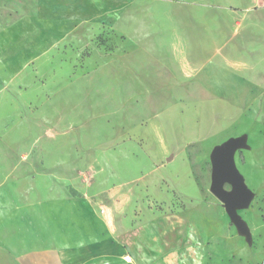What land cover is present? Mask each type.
<instances>
[{"label": "rangeland", "instance_id": "obj_1", "mask_svg": "<svg viewBox=\"0 0 264 264\" xmlns=\"http://www.w3.org/2000/svg\"><path fill=\"white\" fill-rule=\"evenodd\" d=\"M33 1L0 0V147L18 149L13 161L26 151L31 173L39 170L40 147H58L55 155L69 163L59 174L74 178L70 192L78 206L86 190L98 215L101 204L112 209L110 224L119 230L109 235L127 248L147 218L191 202L203 205L198 184L221 203L209 190L210 152L244 136L234 161L252 192L237 209L249 234L239 232L221 203L227 220L210 241L205 264H264V119H247L243 103L237 119L223 118L229 105L204 95L197 83L134 82L131 61L128 69L120 51L107 50L116 40L107 43L104 34L80 39L69 23H37ZM219 87L228 97V83ZM244 89L234 98L243 100ZM5 154L0 148V161ZM88 242L78 231L63 264H113L117 247L88 252Z\"/></svg>", "mask_w": 264, "mask_h": 264}, {"label": "crops", "instance_id": "obj_2", "mask_svg": "<svg viewBox=\"0 0 264 264\" xmlns=\"http://www.w3.org/2000/svg\"><path fill=\"white\" fill-rule=\"evenodd\" d=\"M31 3L37 23H69L80 39L104 34L107 43L116 40L107 50L120 51L128 69L131 61L137 72L134 82L197 83L204 95L218 96L219 104L229 105L222 108L223 118L237 119V104L243 103L247 119H264V0ZM221 83H228V97L217 91ZM238 87L245 88L243 100L234 98ZM0 148L6 153L0 161V172H5L0 175V264H63V256L71 254L65 248L75 242L78 231L90 241L88 252L117 247L113 264H205L209 243L220 236L227 220L221 203L196 182L203 205L191 202L147 218L127 248H121L109 235L111 229L119 230L117 222L110 224L112 209L101 204L104 212L98 215L86 190L78 206V197L70 192L74 178L59 174L69 163L55 155L58 147H40V167L32 173L34 162H28L26 151L13 161L11 153L18 149L10 144ZM126 254L129 262L123 259Z\"/></svg>", "mask_w": 264, "mask_h": 264}, {"label": "water", "instance_id": "obj_3", "mask_svg": "<svg viewBox=\"0 0 264 264\" xmlns=\"http://www.w3.org/2000/svg\"><path fill=\"white\" fill-rule=\"evenodd\" d=\"M245 144L244 136L230 137L222 144L214 146L210 152L211 182L210 192L222 203L223 208L239 232L249 234L246 223L237 209L248 205L252 192L236 167L234 152ZM230 186L229 189L225 185Z\"/></svg>", "mask_w": 264, "mask_h": 264}, {"label": "built area", "instance_id": "obj_4", "mask_svg": "<svg viewBox=\"0 0 264 264\" xmlns=\"http://www.w3.org/2000/svg\"><path fill=\"white\" fill-rule=\"evenodd\" d=\"M123 259L126 261V262H129L131 260V256L129 254H126L124 255Z\"/></svg>", "mask_w": 264, "mask_h": 264}]
</instances>
